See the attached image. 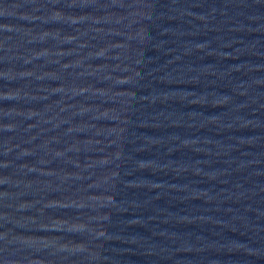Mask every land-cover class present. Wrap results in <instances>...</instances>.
Here are the masks:
<instances>
[{
  "label": "water",
  "instance_id": "obj_1",
  "mask_svg": "<svg viewBox=\"0 0 264 264\" xmlns=\"http://www.w3.org/2000/svg\"><path fill=\"white\" fill-rule=\"evenodd\" d=\"M0 264H264V0H0Z\"/></svg>",
  "mask_w": 264,
  "mask_h": 264
}]
</instances>
